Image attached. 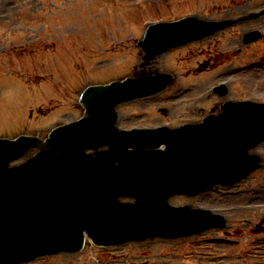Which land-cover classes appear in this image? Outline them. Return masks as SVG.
<instances>
[{"label":"rangeland","instance_id":"1","mask_svg":"<svg viewBox=\"0 0 264 264\" xmlns=\"http://www.w3.org/2000/svg\"><path fill=\"white\" fill-rule=\"evenodd\" d=\"M262 8L264 0H0V137L44 135L76 119L75 94L86 79L132 73L140 61L135 43L151 22L185 15L217 21ZM254 29L261 39L240 45V35ZM151 65L175 80L161 93L119 105V128L196 121L225 100L264 103V15L163 53ZM219 82L227 87L223 97L210 91ZM256 152L264 160V143ZM170 203L209 208L227 225L182 240L88 244L21 264H264V232L254 233L264 229V222L256 226L264 218V169L230 188Z\"/></svg>","mask_w":264,"mask_h":264},{"label":"water","instance_id":"2","mask_svg":"<svg viewBox=\"0 0 264 264\" xmlns=\"http://www.w3.org/2000/svg\"><path fill=\"white\" fill-rule=\"evenodd\" d=\"M235 22L189 16L149 25L137 42L141 65ZM259 36L249 32L243 41ZM171 81L167 73H142L88 86L79 96L83 114L76 121L52 129L44 139H0V264L77 251L83 233L95 245L112 246L224 226L221 215L174 207L168 199L194 196L217 184L231 186L263 167L249 150L264 141V104L226 101L217 115L174 129L115 127L118 104L155 94ZM216 90L225 94L223 87ZM30 150L36 152L9 165ZM122 197L134 201L121 203Z\"/></svg>","mask_w":264,"mask_h":264}]
</instances>
